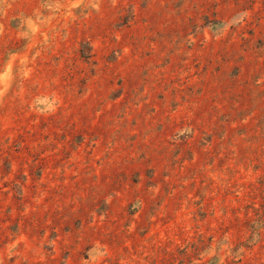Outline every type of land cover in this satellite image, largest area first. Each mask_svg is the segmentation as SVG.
Returning <instances> with one entry per match:
<instances>
[{
    "label": "rangeland",
    "instance_id": "rangeland-1",
    "mask_svg": "<svg viewBox=\"0 0 264 264\" xmlns=\"http://www.w3.org/2000/svg\"><path fill=\"white\" fill-rule=\"evenodd\" d=\"M0 264H264V0H0Z\"/></svg>",
    "mask_w": 264,
    "mask_h": 264
}]
</instances>
